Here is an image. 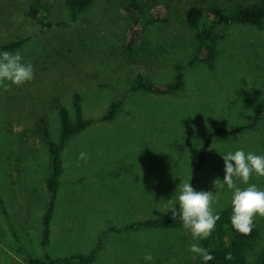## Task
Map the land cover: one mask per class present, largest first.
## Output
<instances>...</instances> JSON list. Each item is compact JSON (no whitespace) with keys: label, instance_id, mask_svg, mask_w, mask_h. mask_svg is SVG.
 Returning <instances> with one entry per match:
<instances>
[{"label":"rangeland","instance_id":"rangeland-1","mask_svg":"<svg viewBox=\"0 0 264 264\" xmlns=\"http://www.w3.org/2000/svg\"><path fill=\"white\" fill-rule=\"evenodd\" d=\"M44 1L50 27L31 14L33 5L39 18L44 13L35 0H0V46L27 38L8 52H21L35 70L30 83L13 85L8 92L0 89V264L47 260L46 253H86L96 245L98 263L90 264H202V257L189 251L192 244L203 247L189 230L143 223L179 210L177 188L182 181L197 191L217 193V212L229 208L232 191L214 185L225 176L221 153L242 149L264 155V112L251 126L264 99V25L220 24L214 64H190L197 47L185 19L191 0H151L162 5L169 18L146 27L135 61L126 49L125 0H94L76 18L66 0ZM213 1L202 0L206 7ZM178 65H184L183 89L155 95L133 88L139 74L158 85L171 83ZM129 85L134 90L128 91ZM77 93L84 99V116L94 121L75 137L85 135L88 159L76 161L74 156L73 161L75 166L85 163L90 179L71 195L78 202L67 200L61 207L59 197L58 209L70 214L53 218L45 245L43 219L51 197L41 129L50 126L56 141L59 105L76 119ZM123 94L129 95L123 112L130 108L132 113L106 121L97 118ZM238 127L243 128L236 135L215 136L202 156L211 134ZM114 164L121 166L119 171L101 170ZM99 173L105 175L106 191L103 178L94 177ZM249 183L264 190V177L253 175ZM172 198L175 203H167ZM136 220L143 223L133 227ZM256 222L261 233L249 255L253 264L264 250V218ZM146 253L152 262L143 259Z\"/></svg>","mask_w":264,"mask_h":264},{"label":"trees","instance_id":"trees-1","mask_svg":"<svg viewBox=\"0 0 264 264\" xmlns=\"http://www.w3.org/2000/svg\"><path fill=\"white\" fill-rule=\"evenodd\" d=\"M69 5L73 17L76 18L80 13L85 11L94 0H66ZM205 1V0H203ZM37 4L44 9V13L41 18L38 17L39 10L33 5L30 9L33 17L38 18L40 22H43L45 27L52 26V22L45 21L49 17L47 12L48 3L44 0H35ZM124 12L125 20L128 23V39L126 43V49L130 58L137 59L140 51V42L144 36L146 27L149 24H154L159 21H167L169 16L163 11L162 5H157L151 0H125ZM185 19L194 32L197 39V47L189 59L190 64H194L197 61H207L214 64V61L218 53V38L216 35V28L220 24H232L236 22L251 23L257 26L264 25V0H227L213 1L209 7L204 5L202 0H191L189 6L185 11ZM27 38H21L16 41L2 44L0 46V53L4 51H11L25 42ZM184 65H178V74L175 81L166 85H158L147 79L144 75L139 74L134 82L133 88H147L156 92H171L175 90H181L185 86L184 73L182 72ZM75 106L77 109V118L75 120L70 116L69 110L63 105H59L62 130H61V143H55L52 140L50 130L48 126H43L41 129V136L50 146L51 151V165L52 170L48 177V187L52 194V201L48 208L47 213L44 216L43 223V244H48L51 234V218L54 209V200L59 188V175L62 171V158L61 150L65 144V141L73 134L83 130L92 122V119H86L82 114L81 106V94L77 93L75 96ZM116 110V104L112 106L110 113L104 117L111 119L114 116ZM264 112V99L261 100L257 106L255 117L251 122V126L257 124ZM243 127H238L233 130H227L220 128L215 131L206 144L202 148V156L206 151L209 144L215 138V136L225 133L237 134ZM203 162V160H202ZM1 198V196H0ZM177 212L178 209L175 208ZM221 219L217 222L216 230L212 235L205 240H199L200 244L208 249L210 253L215 257L213 260L208 261V264H253L249 261V255L254 248L256 239L260 236L261 230L256 223V227L253 229L250 235H242L237 232L231 224L230 217L232 215V206L218 212ZM143 222L133 223V227H138ZM144 225L153 227H179L183 226L182 221L177 215L173 218V209L167 211L163 215L147 220ZM231 254L233 259H225L227 254ZM47 260L42 258H31L29 264H57L60 261H64L66 264H71L74 260H79L83 264L90 263L94 260V253L89 256L76 254L66 258H52L49 253H46ZM202 264L204 261L202 259ZM254 264H264V250H262L256 259Z\"/></svg>","mask_w":264,"mask_h":264},{"label":"clouds","instance_id":"clouds-1","mask_svg":"<svg viewBox=\"0 0 264 264\" xmlns=\"http://www.w3.org/2000/svg\"><path fill=\"white\" fill-rule=\"evenodd\" d=\"M34 79V65L24 62L21 52L0 53V89L8 92L13 85L19 88ZM211 149L213 148L210 146L209 150ZM221 154L225 176L222 181L217 178L214 185H219L221 189L226 185L232 191L230 217L232 227L242 235H250L256 227V218H264V190L256 184L249 183L253 175L257 178L264 177V155L246 153L242 149ZM79 159L86 161L88 154L81 152ZM237 181L248 186L241 188ZM177 189L179 212L173 208V218L179 215L183 227L191 232L194 240L208 239L221 219L220 214L213 207L218 203V194L211 191H197L188 181H182ZM167 203L174 204L175 201L172 198ZM189 251L202 257L204 264L215 258L208 249L197 244H192ZM143 259L146 262L154 260L150 253H146ZM225 259L231 260L233 257L229 253Z\"/></svg>","mask_w":264,"mask_h":264},{"label":"crops","instance_id":"crops-1","mask_svg":"<svg viewBox=\"0 0 264 264\" xmlns=\"http://www.w3.org/2000/svg\"><path fill=\"white\" fill-rule=\"evenodd\" d=\"M173 81H175V80H173ZM163 85H166V84H163ZM140 89H142V90H144V91H146L148 93L155 94V95H164V94H169L171 92H175L176 91L175 90V91H171V92H156V91L149 90L147 88H138L136 90H140ZM130 90H134V89H132L131 86L129 85L128 91H130ZM128 98H129L128 94H123V95H120V96L118 95L115 100H113L112 102L108 103L109 108H108L107 113H105L101 117H97V118L100 119V120L106 121V120L114 119L115 117H118V116H121V115H128L129 113H132L134 110L130 109V108L126 109L125 113L123 112L124 108L127 105ZM83 100H84L83 96L81 95L82 114L84 116V113H83L84 101ZM115 104H116V110H115L113 118H111V119L104 118L110 113L112 106L115 105ZM69 113H70V116L72 117V114H71L70 110H69ZM85 118L86 119H92V122L90 124H88V126H90L93 123V121H94V118H90V117H85ZM72 119L75 120L73 117H72ZM49 127L50 126H48V128ZM86 128H84L83 130H81V131L73 134L71 137H69L65 141V144H64V146H63V148L61 150V158H62V166L63 167H62L61 174L59 175V188H58V191L56 193L55 200H54V209H53V212H52L51 223H52V220H53L54 217L66 216V215L70 214L68 211L60 212V210L58 209L57 202H58L59 197H61V207L64 205L63 202H65V204H66L67 200H69V202H78L77 200L74 199V196H71V195H74V191H76V189H78L80 184L83 185L86 180L90 179V175L85 173V169H83V166H84L85 163L80 165V166H75V163L73 161L74 156L76 158V161L78 160V157H79L81 152H85V153L88 154V152H87L88 149H85L83 147V146H85L84 145L85 144L84 143L85 135H82V136H79V137L75 138L77 135H81L84 131H88V130H86ZM50 130H51V128H50ZM61 130H62V122L59 121V134H58V137H56V141H53V142L61 143V140H62V138H61ZM51 137H52V135H51ZM42 140H43V138H42ZM43 142H44V144H42V145L45 148H43V154L42 155L45 158L44 161L47 163L48 168H50L48 170L47 176L45 178L46 179V184H47V189H48V191L50 193V197H51L49 205H48V208H49V206L51 204V201H52V194H51V191L49 190V187H48V177H49V175L51 173V170H52L51 151H50L49 144L46 141H44V140H43ZM77 150H81V151H77ZM45 156H48V157H45ZM106 167H108L107 170L116 171V172L119 171L120 168H121L120 165L114 164V165L103 166L101 168V170H106ZM75 171H78V172L75 173ZM97 176H99L100 178H103V179H101L103 181V185L102 186H103V189L106 191V186L104 185V182H105V179H106L105 175L102 174V173L94 175V177H97ZM151 178H152V176H151ZM109 191H110V189H109ZM48 208H47L45 214L47 213ZM45 214H44V216H45ZM133 216L135 217V215H132L131 217H133ZM136 222H137V220L135 221V223ZM50 239H51V234H50ZM97 250H98V248H97V245H96V247H94L90 252H86V253L85 252H81V251H77L76 253H74L72 255H69V256H60V255H56L55 256L53 254L52 255L50 254V256H52V258L56 259V258H66V257H70V256H73V255H76V254L89 256V255H92L93 253L96 252L94 254L95 255L94 260H95V263L96 262L98 263V258H99L100 253L97 254ZM94 260L92 262H90V263H93ZM90 263H87V264H90Z\"/></svg>","mask_w":264,"mask_h":264}]
</instances>
